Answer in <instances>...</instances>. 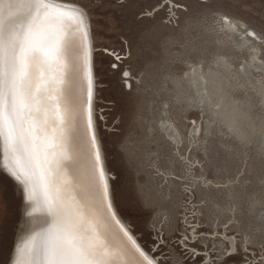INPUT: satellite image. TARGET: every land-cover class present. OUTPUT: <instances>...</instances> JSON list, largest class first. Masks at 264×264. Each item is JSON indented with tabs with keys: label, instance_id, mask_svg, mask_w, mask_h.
Here are the masks:
<instances>
[{
	"label": "snow or ice",
	"instance_id": "obj_1",
	"mask_svg": "<svg viewBox=\"0 0 264 264\" xmlns=\"http://www.w3.org/2000/svg\"><path fill=\"white\" fill-rule=\"evenodd\" d=\"M158 9L169 13L166 23L178 19V10H188L180 0H160L146 14ZM217 23L240 40L256 41L264 52V31L257 33L228 15H221ZM94 51L83 5L66 0H0V167L21 186L26 216L33 222L38 215L42 218L39 227L20 237L10 264H177L172 251L183 264H209L207 253L197 248L201 234L195 226L191 234L185 228L174 236L181 232L179 221L173 224L165 216L153 245L146 249L119 215L95 123ZM250 51L256 52L257 44ZM250 59L226 62L221 84L240 93L235 100L239 109L234 110L240 116L231 119L237 124L245 157L255 146L264 158V55ZM123 75L130 88L132 74ZM219 90L218 85L215 91ZM199 103L201 117L191 120L192 143L210 134L203 126L196 127L206 108H214L212 115L223 118L221 103L214 102L207 88ZM203 143L207 145V139ZM204 151L207 154V147ZM240 163L246 167L247 158ZM244 167L221 182L208 179L203 170L197 177L189 166L186 175L172 177L185 182L178 199L192 203L203 215L212 201L209 194L201 193L196 204L197 189L230 190L241 182ZM157 173L165 177L159 169ZM164 185L171 191L167 177ZM228 198L233 200L231 191ZM250 208L251 219L245 224L243 207L229 205L232 215L224 226L237 227L224 236L226 243L211 264H264V199L254 200ZM184 222L188 223L186 214Z\"/></svg>",
	"mask_w": 264,
	"mask_h": 264
},
{
	"label": "rangeland",
	"instance_id": "obj_2",
	"mask_svg": "<svg viewBox=\"0 0 264 264\" xmlns=\"http://www.w3.org/2000/svg\"><path fill=\"white\" fill-rule=\"evenodd\" d=\"M66 2L83 5L88 12L95 47V121L120 216L146 249L153 245L165 216L173 224L179 221L181 232L174 236L185 228L191 234L195 226L201 234L197 248L207 253L211 264L212 257L226 243L224 236L237 227L224 226L232 215L229 205L238 203L243 207L247 224L251 203L264 199V158L255 146L247 150L245 157L238 135L212 115L213 108H206L201 123L196 125L210 134L190 142L191 120L201 117L202 106L192 99L188 75L196 67L201 72L216 71L218 61L233 63L248 57L251 62V56L264 55L256 41L248 37L240 40L236 33L222 31L217 23L221 15H228L260 33L264 31V0H203V6L202 0H180L188 10H178V19L173 18L172 23L165 22L169 13L164 9L146 14L160 0ZM252 44H257L256 52L250 51ZM124 71L132 74L130 88L125 84ZM253 74L258 75L255 71ZM226 88L234 99L240 97L227 84ZM163 120L170 122L176 140L167 133L166 126L161 128ZM245 158L246 167L240 163ZM189 166L197 177L203 170L208 179L221 182L237 175L241 167L245 175L230 190L199 187L195 203L199 204L201 193L209 194L212 201L201 215L192 203L182 204L178 199L185 182L172 179L186 175ZM157 169L165 173L173 186L171 191L168 185L161 187L165 177L158 175ZM229 191L233 200L228 198ZM26 206L23 191L0 170V264H10L16 243L29 229L25 226ZM185 214L188 223L184 222ZM172 255L177 264H183L177 253L172 251Z\"/></svg>",
	"mask_w": 264,
	"mask_h": 264
},
{
	"label": "water",
	"instance_id": "obj_3",
	"mask_svg": "<svg viewBox=\"0 0 264 264\" xmlns=\"http://www.w3.org/2000/svg\"><path fill=\"white\" fill-rule=\"evenodd\" d=\"M215 65L218 66L216 71L214 70V71L201 72V69H199V71H197V73H200L204 77L203 80L200 79L202 84L200 83V81L198 84L199 86L204 87V88L201 87L200 90L199 89L196 90V87L193 85V82H192L193 81L192 75H188L189 76V88H191L192 92H194L192 95V99H194L196 102L199 103L201 94L204 92V89L207 88L209 93H213L214 102H220L221 103L220 111L222 113L225 111V108L227 110L226 106H228L229 104L236 106L235 107L236 110L239 109V106L235 104L236 99H234L233 96L231 95V93L227 90L226 84H221V80L225 74V69L223 71V70H221V68L223 66L225 67V65L221 61L215 62ZM211 72H214V73L219 74V75H217L216 77H212ZM205 81H207L208 83H205ZM218 85L220 86V90L217 92L215 90L217 89ZM211 112H214V109H212ZM239 116H240V112L238 111L237 117H239ZM218 119H219V122L223 126H225L227 129L233 131L235 134L239 135V133L237 132V124L234 121H233V125H231L230 123H228L227 121H225L221 117H218Z\"/></svg>",
	"mask_w": 264,
	"mask_h": 264
},
{
	"label": "bare ground",
	"instance_id": "obj_4",
	"mask_svg": "<svg viewBox=\"0 0 264 264\" xmlns=\"http://www.w3.org/2000/svg\"><path fill=\"white\" fill-rule=\"evenodd\" d=\"M94 49H95V47H94ZM95 52V51H94ZM224 65H225V63H224ZM94 66H95V61H94V54H93V74H94V78H95V81H96V76H95V68H94ZM196 69V71L194 72L193 71V73H192V78H193V85L196 87V90H200L201 89V87L202 88H204L203 86H199L198 84H199V81H200V79H201V74L200 73H197V71H199V69H201L200 67H196L195 68ZM217 76V75H216ZM204 78V77H203ZM200 83H201V81H200ZM202 84V83H201ZM197 85V86H196ZM95 86H96V84H95ZM95 95H96V87H94V97H95ZM94 97H93V100H94ZM227 107V110H226V108H225V111L222 113L223 114V119L225 120V121H227L228 123H230L231 125H233V120L231 119V117H233V116H235V117H237V115H238V111H234V110H236L235 109V107L236 106H233L232 104H229L228 106H226ZM94 109H95V106H94ZM214 109V108H213ZM214 111H215V109H214ZM232 112V113H231ZM95 123H96V121H95ZM161 128H163V127H165L166 126V131H167V133L169 134H171V124H170V122L168 121V120H163L161 123ZM96 128H97V126H96ZM97 135H98V137H99V134H98V131H97ZM171 135H173V139L174 140H176L177 138L175 137V135L174 134H171ZM175 137V138H174ZM99 139H100V137H99ZM101 142V141H100ZM102 145V144H101ZM102 150H103V148H102ZM103 153H104V151H103ZM105 165H106V161H105ZM106 169H107V166H106ZM0 170H1V172L6 176V177H8V178H10L11 180H13L15 183H16V185L18 186V188L21 190V191H23L22 190V188H21V186L19 185V184H17V182L14 180V179H12V177H10L6 172H4V170H3V168L2 167H0ZM108 171V170H107ZM110 184H111V182H110ZM111 191H112V194H113V190H112V185H111ZM25 202V201H24ZM27 207L28 206H26V209H27ZM120 215V214H119ZM122 218V217H121ZM42 223V218L41 217H39V215L36 217V219H35V222H33L32 220H30V218H28L26 215H25V226H26V228H32V227H39L40 226V224ZM28 229V230H29ZM24 231H25V229H24ZM24 233V232H23ZM20 236H21V234H20ZM19 236V237H20ZM139 242V241H138ZM14 255V254H13Z\"/></svg>",
	"mask_w": 264,
	"mask_h": 264
}]
</instances>
